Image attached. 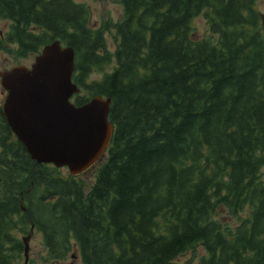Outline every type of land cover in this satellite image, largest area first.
<instances>
[{
  "label": "trees",
  "instance_id": "16d2710c",
  "mask_svg": "<svg viewBox=\"0 0 264 264\" xmlns=\"http://www.w3.org/2000/svg\"><path fill=\"white\" fill-rule=\"evenodd\" d=\"M116 1L111 51L82 2L0 0V49L72 44L74 80L112 98L115 124L86 191L32 158L0 106V264H21L32 223L54 256L73 235L85 264H177L197 243L201 264H264V0ZM201 12L216 40L194 37Z\"/></svg>",
  "mask_w": 264,
  "mask_h": 264
},
{
  "label": "water",
  "instance_id": "95a60500",
  "mask_svg": "<svg viewBox=\"0 0 264 264\" xmlns=\"http://www.w3.org/2000/svg\"><path fill=\"white\" fill-rule=\"evenodd\" d=\"M74 69V46L55 39L43 47L32 68L18 64L0 70V76L9 89L3 111L32 157L68 164L72 172H78L104 150L114 125L108 119L111 97L97 94L80 106L70 102L80 88L72 81ZM29 238L24 237L23 264L28 259Z\"/></svg>",
  "mask_w": 264,
  "mask_h": 264
},
{
  "label": "rangeland",
  "instance_id": "374dc122",
  "mask_svg": "<svg viewBox=\"0 0 264 264\" xmlns=\"http://www.w3.org/2000/svg\"><path fill=\"white\" fill-rule=\"evenodd\" d=\"M87 5L89 9V24L91 27H104L106 29V42L109 50L113 51L117 48L120 41L113 24L109 23L110 20L116 21L121 18L123 14V4L116 0H76ZM259 6H263V2L259 0ZM264 9V7H262ZM11 20L0 19V31L8 33L10 30ZM193 35L197 39L204 37H211L216 40L217 34L213 33L209 29V23L207 17L201 12L193 19ZM41 51L30 50L27 53L19 51L17 43H8V47L0 50V70L3 68L11 67L17 63H24L30 66ZM113 67V63L103 66V69H94L90 72V78H101L104 71H110ZM6 89L0 83V102L3 101L6 95ZM102 162V160L100 161ZM98 162L94 167L85 172L82 177L85 178L89 184L93 182L97 175V167L100 164ZM64 173L69 169L64 167ZM229 214V212H228ZM226 215V214H225ZM22 235V234H21ZM30 241V260L29 264H55L53 259H48L46 255V249L43 244V236L40 231H34ZM209 254L205 245L197 243L195 246L190 247L177 257L179 264H201V257H205ZM24 261V251L22 252V258L20 262ZM79 264H84L80 259Z\"/></svg>",
  "mask_w": 264,
  "mask_h": 264
},
{
  "label": "flooded vegetation",
  "instance_id": "af4514ba",
  "mask_svg": "<svg viewBox=\"0 0 264 264\" xmlns=\"http://www.w3.org/2000/svg\"><path fill=\"white\" fill-rule=\"evenodd\" d=\"M56 261L60 264H79L80 254L76 250H73L70 256L67 254L64 258L57 259Z\"/></svg>",
  "mask_w": 264,
  "mask_h": 264
}]
</instances>
